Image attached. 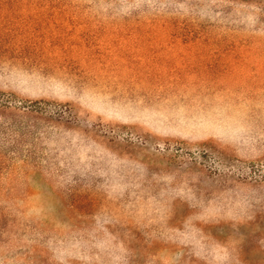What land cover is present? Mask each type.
Returning a JSON list of instances; mask_svg holds the SVG:
<instances>
[{
  "label": "rangeland",
  "instance_id": "obj_1",
  "mask_svg": "<svg viewBox=\"0 0 264 264\" xmlns=\"http://www.w3.org/2000/svg\"><path fill=\"white\" fill-rule=\"evenodd\" d=\"M0 103V264H264V0H0Z\"/></svg>",
  "mask_w": 264,
  "mask_h": 264
},
{
  "label": "trees",
  "instance_id": "obj_2",
  "mask_svg": "<svg viewBox=\"0 0 264 264\" xmlns=\"http://www.w3.org/2000/svg\"><path fill=\"white\" fill-rule=\"evenodd\" d=\"M128 59V61H129V63H136V62H132V59L130 60V56L129 55H125V60L127 61V59ZM131 66V65H130ZM137 65L136 64H134V66H131V67H136ZM130 67V68H131ZM147 70V72L148 73H151L152 75L151 76H156L158 79H161L164 75H163V68H162V66H156V67H154V71L153 72H149L150 70H148V69H146ZM174 72L176 73V71H174V70H172L171 71V74H174ZM5 103H0V107L1 106H6V105H4ZM262 176H264V175H261V177ZM254 178H256V177H254V175H249L248 177L247 176H241V177H238V179H240V180H246V179H250V180H255ZM263 180H264V177H263ZM3 215L2 214H0V220L1 219H3ZM1 231H3L2 230V228L0 227V232Z\"/></svg>",
  "mask_w": 264,
  "mask_h": 264
}]
</instances>
